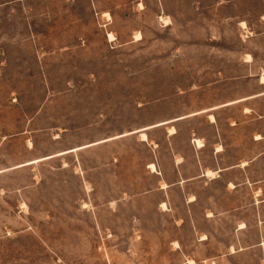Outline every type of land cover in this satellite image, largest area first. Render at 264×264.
Returning <instances> with one entry per match:
<instances>
[{
  "label": "rangeland",
  "instance_id": "obj_1",
  "mask_svg": "<svg viewBox=\"0 0 264 264\" xmlns=\"http://www.w3.org/2000/svg\"><path fill=\"white\" fill-rule=\"evenodd\" d=\"M263 83L264 0H0V264H264Z\"/></svg>",
  "mask_w": 264,
  "mask_h": 264
},
{
  "label": "crops",
  "instance_id": "obj_2",
  "mask_svg": "<svg viewBox=\"0 0 264 264\" xmlns=\"http://www.w3.org/2000/svg\"><path fill=\"white\" fill-rule=\"evenodd\" d=\"M251 57H252V59H254L255 58V56L254 55H250ZM248 57L249 59L251 58V57ZM264 84V83H263ZM264 93H260V94H258V95H255V96H253V97H255V98H257L258 96H261V95H263ZM251 98V97H250ZM250 98H246V99H243V100H249ZM242 101V100H241ZM238 102H240V101H238ZM235 103H237V102H229V103H225V104H223L222 106H220L221 108H228V107H230V106H232V105H234ZM214 109V107L213 106H210L209 108H201V109H199V110H193V118H196V117H198V116H201L202 114H207V117L209 118V120H210V124H213V123H216L217 121V119H216V115L215 114H210V112L212 111ZM210 110V111H209ZM211 118H213V122H212V120H211ZM239 125L240 124H238V123H236V125L234 126V127H232L231 125V127L229 126V128H232V129H234V130H236L237 128L236 127H239ZM236 128V129H235ZM141 135L144 137V135H146V134H144V133H141ZM146 137V136H145ZM254 138V142L256 143V142H258L260 139H256V137H253ZM261 138H262V135H261ZM200 144V143H199ZM226 146L224 147V146H222V151H223V153H228V151H226ZM254 160H257L256 158L254 159ZM154 165H152V167H153ZM154 170H155V167L153 168ZM223 171L224 170H227V169H222Z\"/></svg>",
  "mask_w": 264,
  "mask_h": 264
},
{
  "label": "bare ground",
  "instance_id": "obj_3",
  "mask_svg": "<svg viewBox=\"0 0 264 264\" xmlns=\"http://www.w3.org/2000/svg\"><path fill=\"white\" fill-rule=\"evenodd\" d=\"M111 38H114V37H112V36H110ZM137 38H138V40H141L140 38H139V36H136ZM110 40H113V39H110ZM248 59V58H247ZM144 138H146L145 137V135H144ZM153 168H154V166H153ZM165 209H166V207H165Z\"/></svg>",
  "mask_w": 264,
  "mask_h": 264
}]
</instances>
